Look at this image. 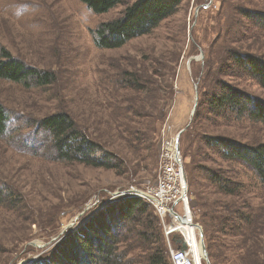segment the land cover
Instances as JSON below:
<instances>
[{
	"label": "rangeland",
	"instance_id": "1",
	"mask_svg": "<svg viewBox=\"0 0 264 264\" xmlns=\"http://www.w3.org/2000/svg\"><path fill=\"white\" fill-rule=\"evenodd\" d=\"M133 1L97 14L81 0H0V51L54 74L46 86L0 78V103L9 115V131L0 135V188L15 198L9 206L0 204V264H40L63 236L110 201L138 195L134 189L159 188L168 178L166 171L178 170L170 154L179 134L198 251L205 256L203 233L210 264L205 214H224L228 206L247 212L264 205L258 177L202 142L203 135L264 142V123L205 114L192 130V111L208 87L209 66L224 69L223 80L264 100V88L229 60L231 50L264 58V26L248 17L264 14V0H184L151 34L120 48L98 47L94 31L99 24L121 16ZM131 74L143 80V89L127 82ZM61 110L118 154L124 167L107 170L48 157L35 125ZM208 169L242 183L241 194L221 193ZM174 181L180 189L179 178ZM144 199L159 215L169 245L168 216ZM176 210L184 214L183 203ZM218 236L219 264H234L240 238L225 231Z\"/></svg>",
	"mask_w": 264,
	"mask_h": 264
},
{
	"label": "trees",
	"instance_id": "2",
	"mask_svg": "<svg viewBox=\"0 0 264 264\" xmlns=\"http://www.w3.org/2000/svg\"><path fill=\"white\" fill-rule=\"evenodd\" d=\"M81 1L93 12L101 14L124 0ZM183 2L134 0L121 16L99 24L94 31L95 43L100 48L115 49L135 38L149 35L176 14ZM248 17L258 19L264 26V14H249ZM229 55V60L238 70L264 88L263 57L232 50ZM223 71L220 67L209 66L205 78L208 87L198 102L192 130L199 126L198 120L205 114L214 118L246 117L264 123V100L223 80L220 76ZM0 78L24 82L27 86H46L54 81V74L22 64L3 48L0 51ZM127 78V82L130 81L137 89L144 88L143 80L136 74ZM35 128L42 134L41 145L51 159L117 171L125 165L118 154L95 141L89 130L84 129L68 111L61 110L42 117ZM7 131L9 115L0 103V135ZM202 137L205 146L226 162L248 167L264 186V142L248 144L224 136ZM208 172L211 183L221 193L241 194L242 183L221 171L208 169ZM193 183V175L190 174V184ZM13 197V193L0 188V204L9 206V202L15 199ZM224 210V214H205L208 217L205 224L211 262L219 264L222 261L218 233L225 231L226 235L240 238L234 264H264V205L249 207L247 212L230 206ZM44 259L40 264H172L161 219L151 204L139 195L110 201L63 236ZM30 264H39V261Z\"/></svg>",
	"mask_w": 264,
	"mask_h": 264
},
{
	"label": "built area",
	"instance_id": "3",
	"mask_svg": "<svg viewBox=\"0 0 264 264\" xmlns=\"http://www.w3.org/2000/svg\"><path fill=\"white\" fill-rule=\"evenodd\" d=\"M176 142V141H175ZM170 156L172 163L178 167V170H168L167 180L160 183L159 188L142 191L139 190L136 194L148 199L155 205L159 214L168 216L169 221L165 224V233L169 238V256L172 264H204L205 256H200L196 250L194 242L187 236L188 230L182 227L180 222L191 211L187 196V183L184 178L181 167V157L177 148V142L174 143ZM175 178L180 180V189L176 188ZM183 203L184 214L176 210L177 206ZM193 220V216L191 217ZM200 232V230H197Z\"/></svg>",
	"mask_w": 264,
	"mask_h": 264
},
{
	"label": "bare ground",
	"instance_id": "4",
	"mask_svg": "<svg viewBox=\"0 0 264 264\" xmlns=\"http://www.w3.org/2000/svg\"><path fill=\"white\" fill-rule=\"evenodd\" d=\"M191 217H192V214H191V212L189 213V211H188V215L184 219H182V221L180 223L183 224L182 227H185L188 230L187 236L188 237L190 236L189 238L194 242L195 248L198 251V247L200 245V242L197 240L196 225L193 224ZM201 248H202V245H201ZM199 254L201 256L200 252H199ZM202 254H204V251L202 252Z\"/></svg>",
	"mask_w": 264,
	"mask_h": 264
},
{
	"label": "water",
	"instance_id": "5",
	"mask_svg": "<svg viewBox=\"0 0 264 264\" xmlns=\"http://www.w3.org/2000/svg\"><path fill=\"white\" fill-rule=\"evenodd\" d=\"M196 99H198V96L196 97ZM196 106L197 104L195 105V108L193 109L192 111V114L194 115L195 114V111H196ZM179 136L180 134L178 135V138H177V148L179 147ZM135 192H138L139 190L137 189H134ZM197 226L200 228L201 230V226L199 224H197ZM202 232V231H201ZM201 245H202V250L204 251V255H205V261L207 264H210V261H209V258H208V254H207V251H206V247H205V242H204V236H203V233L201 234Z\"/></svg>",
	"mask_w": 264,
	"mask_h": 264
}]
</instances>
